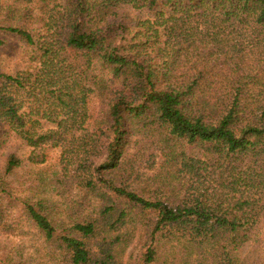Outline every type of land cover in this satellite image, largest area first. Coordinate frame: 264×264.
Returning <instances> with one entry per match:
<instances>
[{
    "label": "trees",
    "instance_id": "1",
    "mask_svg": "<svg viewBox=\"0 0 264 264\" xmlns=\"http://www.w3.org/2000/svg\"><path fill=\"white\" fill-rule=\"evenodd\" d=\"M59 1L44 34L27 9L0 17V62L13 38L39 63L28 79L0 67V136L59 148L53 185L72 197L63 217L20 202L54 264H244L264 245V0ZM141 141L160 191L128 178ZM21 161L6 155L0 198Z\"/></svg>",
    "mask_w": 264,
    "mask_h": 264
},
{
    "label": "rangeland",
    "instance_id": "2",
    "mask_svg": "<svg viewBox=\"0 0 264 264\" xmlns=\"http://www.w3.org/2000/svg\"><path fill=\"white\" fill-rule=\"evenodd\" d=\"M59 6V0H32L30 3L25 0H0V17H6L7 10L13 11L11 14L14 16L22 14L24 9H27V16L30 15L27 21L32 26L41 28L44 34L46 30L41 19L44 20L49 15L56 16ZM33 54L34 52L21 42L8 38L7 45L1 52L0 67L8 74H16L24 79L31 78L30 75L39 68L38 61L32 59ZM93 98L90 95L89 107L93 105ZM22 100H24L22 112H28L29 106L35 107L25 96ZM40 117H33V120H38L36 126L39 129L55 128L54 123ZM29 126L31 125L28 124ZM5 131L6 129L3 133ZM10 152H16L22 161L9 176L12 181L11 196L0 198V262L54 264L57 254L41 239L36 229L20 211V202L25 198L34 200L37 197L47 199L53 204L56 202V216L63 217L72 197L68 194L61 197L62 191L55 189L53 185L54 180L63 174L60 168V150L49 145L32 148L21 138L15 137L12 131L8 132L7 135L0 136V171L6 155ZM129 152L132 157L131 166L126 171L128 178L147 185L148 190L160 191L158 180L161 178L157 177L159 171L157 168L161 157L157 148L150 141H141L130 147ZM238 256L244 264L260 263V258L264 257V245L251 241L238 250Z\"/></svg>",
    "mask_w": 264,
    "mask_h": 264
}]
</instances>
